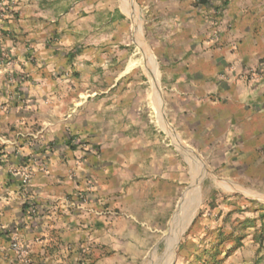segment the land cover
Returning a JSON list of instances; mask_svg holds the SVG:
<instances>
[{
	"label": "crops",
	"instance_id": "crops-1",
	"mask_svg": "<svg viewBox=\"0 0 264 264\" xmlns=\"http://www.w3.org/2000/svg\"><path fill=\"white\" fill-rule=\"evenodd\" d=\"M42 1L4 2L36 15L34 10L44 7ZM138 3L151 34L163 42L157 55L162 74L158 71L156 91L142 68L150 110L169 102L170 93L177 113L193 105L196 124L208 120L210 128H217L224 122L226 153L237 154L236 161L247 167L263 168L264 0ZM91 5L96 13L70 25L71 39L78 41L84 30H93L88 26L97 31L104 26L99 25L104 0H79L73 9ZM26 21L22 31L8 19L7 27L15 33L7 34L3 44L19 61L11 72L32 75L29 82L10 83V68L0 63V264H105L98 248L119 249L121 234L136 228L130 219L122 225L114 212L121 205L119 193L129 194L130 181L143 170L158 167L153 163L166 162L167 154L157 157L158 144L142 124L133 90L137 82L126 80L138 66L131 61L121 65L124 52L114 48L110 63L104 53L110 46L86 47L74 67H57L51 46L37 43L50 37L39 31V22ZM134 23L137 33L136 15ZM59 31H66V24ZM65 36L66 32L60 34L62 40ZM115 37L119 42L118 33L112 34ZM27 43L35 47L34 54L54 64L42 68L28 64ZM144 46L147 50L140 51L152 61ZM84 60L86 64H80ZM146 69L150 71L149 66ZM216 143L210 141L209 147ZM26 173L28 186L22 183ZM159 174L156 184L163 181ZM32 205L37 214L30 213ZM127 215L137 216L134 211ZM15 240L19 251L12 248Z\"/></svg>",
	"mask_w": 264,
	"mask_h": 264
},
{
	"label": "rangeland",
	"instance_id": "rangeland-1",
	"mask_svg": "<svg viewBox=\"0 0 264 264\" xmlns=\"http://www.w3.org/2000/svg\"><path fill=\"white\" fill-rule=\"evenodd\" d=\"M4 1L0 0V63L10 68L7 78L10 83L29 82L32 75L11 72L19 61L8 55L3 44L7 34L15 33L7 27L8 19L14 20V28L22 31L26 30L22 26L23 20L25 23H29L27 19L39 22V31L50 40L37 43L51 46L48 48L50 54L59 60L57 67H74L86 47L91 46L103 50L110 46L104 50L110 63L113 56L111 51L115 48L125 54L121 65L128 66L131 61L132 66H138L126 80L137 82L133 90L139 98L142 124H145L147 131H152L151 139L158 144L154 147L157 157L161 155L164 158L167 154V161L153 163L158 165L156 169H145L142 175H136L130 181L129 194L119 193L121 205L114 212L120 217L122 225H128L130 219L135 221L131 226L136 228L134 233L121 234L119 249L98 248L103 255L99 258L104 257L105 264H264V167H247L241 161H236L237 154L225 152L224 122L219 123L217 128H210L208 120L196 124L193 105L185 108V112L177 113L176 99H171L170 93L169 102L166 99L167 103L164 101L162 107L153 106V111L150 110L143 69L148 72L156 91L158 71L160 76L162 74L160 56L157 55L162 52L160 47L163 42L158 41L148 29L145 11L138 0H135V7L134 1H129L132 2V14L125 11L124 0L122 5L120 0H104L105 7L99 11L103 15V18H99V25L104 22V26H100V31L88 26L93 30H84L86 34H82L78 41L70 38V25L94 15V4L87 9L75 10L74 4L79 0H64V6L61 0H44V7L34 10L36 15H33L30 9H16L15 3ZM135 15L140 25L137 28L139 33L135 31ZM65 24L66 31L60 32L59 28ZM90 24L93 23L89 21ZM65 32L68 37L62 40L60 34ZM115 33L119 34V42H116L117 37L112 39ZM138 38L150 49L157 74L146 69L151 61L139 50ZM98 39L99 45H94ZM114 45L117 47H112ZM25 49L28 64L36 68L54 64L40 58L41 54H34L35 47L31 43H27ZM172 61L175 62L176 58L173 57ZM80 64L85 65L86 61ZM23 92L26 95L27 91ZM161 140L162 147L159 145ZM210 141L217 143L210 148ZM246 161L244 164H247ZM160 172L163 181L156 184L155 176H159ZM197 192L199 202L192 210V218L171 248L172 237L185 218L192 195L196 196ZM126 197H129V203L125 201ZM129 211H134L137 216L129 218Z\"/></svg>",
	"mask_w": 264,
	"mask_h": 264
},
{
	"label": "bare ground",
	"instance_id": "bare-ground-1",
	"mask_svg": "<svg viewBox=\"0 0 264 264\" xmlns=\"http://www.w3.org/2000/svg\"><path fill=\"white\" fill-rule=\"evenodd\" d=\"M129 1H131V0H124L123 1V3H124V9H125V11H127L128 13H130V14H132L133 13V11L132 10H130L131 9V3L129 2ZM139 33V32H138ZM138 35V34H137ZM137 40H139V38L137 39ZM138 46L141 48V49H139V50H142L143 49V52H144V50H147L146 48H145V46H144V41L142 40V39H140L139 41H138ZM146 56V55H145ZM152 62V61H151ZM149 70L150 71H152V73L155 71V68H154V64H153V62L149 65ZM156 72V71H155ZM157 74V73H156ZM157 76H155V78H156ZM164 127V126H163ZM185 150V149H184ZM197 165V164H196ZM194 167V166H193ZM205 167V166H204ZM199 170V169H198ZM235 189V188H234ZM245 191V190H244ZM198 192L196 193V196L195 195H192V197H191V199H190V202H189V204H190V206L188 207V211L186 212V215H185V218L182 220V222H181V224H180V226L178 227V229L176 230V233L173 235V237H172V239H170V240H172L173 241V243L171 244V248H173L174 247V245H175V243H176V241H177V238H178V236H179V233H181V232H183V230H184V228H185V225H186V223H188V221H189V219L190 218H192L190 215L192 214V213H194V212H192V210H195V207L197 206V204H198ZM251 194V193H250ZM189 208H191V209H189ZM173 251V250H172ZM170 258V257H169ZM171 260V259H170ZM168 263V262H167Z\"/></svg>",
	"mask_w": 264,
	"mask_h": 264
},
{
	"label": "built area",
	"instance_id": "built-area-1",
	"mask_svg": "<svg viewBox=\"0 0 264 264\" xmlns=\"http://www.w3.org/2000/svg\"><path fill=\"white\" fill-rule=\"evenodd\" d=\"M195 1L199 2L200 0H195ZM22 183H23L24 186H28V184L30 183V174L29 173H26V174L23 175ZM30 213L31 214H37V208L34 205L30 206ZM12 248L14 250H17V251L20 250V244H19V242H17V240H15L13 242Z\"/></svg>",
	"mask_w": 264,
	"mask_h": 264
},
{
	"label": "trees",
	"instance_id": "trees-1",
	"mask_svg": "<svg viewBox=\"0 0 264 264\" xmlns=\"http://www.w3.org/2000/svg\"><path fill=\"white\" fill-rule=\"evenodd\" d=\"M211 0H200L199 2H197L200 5H205L207 3H210Z\"/></svg>",
	"mask_w": 264,
	"mask_h": 264
}]
</instances>
